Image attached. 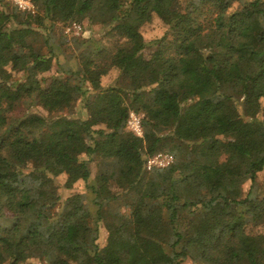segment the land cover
I'll list each match as a JSON object with an SVG mask.
<instances>
[{
  "label": "trees",
  "instance_id": "1",
  "mask_svg": "<svg viewBox=\"0 0 264 264\" xmlns=\"http://www.w3.org/2000/svg\"><path fill=\"white\" fill-rule=\"evenodd\" d=\"M3 1L0 264H264V74H251L237 47L250 16L264 23V0L245 1L228 29L229 0H33L34 13ZM76 14L113 20L123 42L97 61L99 40L71 35L74 62L57 40ZM155 16L170 39L145 43L140 31ZM12 31L16 41L5 42ZM111 71L108 88L86 85ZM91 105L98 128L85 116ZM129 111L141 115L143 164L158 152L179 157L148 175L144 192L123 177L117 153ZM201 142L208 151L191 150ZM51 161L65 188L83 181L84 190L62 199L48 188ZM229 230L239 246L225 241Z\"/></svg>",
  "mask_w": 264,
  "mask_h": 264
},
{
  "label": "rangeland",
  "instance_id": "2",
  "mask_svg": "<svg viewBox=\"0 0 264 264\" xmlns=\"http://www.w3.org/2000/svg\"><path fill=\"white\" fill-rule=\"evenodd\" d=\"M247 0H229V8H228V16L225 20L227 24V29L231 26V16L235 13L236 10L241 8V5ZM4 3V1H3ZM72 21H76L81 25L82 34L77 35L84 38L90 39L93 43L95 40H99L102 45V49L99 51V54H92V58L97 61L101 60L102 55H108L110 51L114 49L117 45L123 42V38L119 35H116L114 32L110 31V25L113 20H108L104 23H95L90 24L88 17L85 14H76ZM190 24V21H188ZM66 29V27H65ZM65 29L62 33L63 36L66 37L64 43L59 44L57 40V46L65 53L66 55H75L74 62L77 60V57L80 55L77 47L69 42L71 39V34L65 33ZM140 34L142 36V40L145 43L149 41H155L157 39L168 40L170 39V35L168 33V24L166 22L161 21L158 17H154L152 22L148 25L144 26ZM17 39V35L15 31L11 32V35L5 42H14ZM230 44V36L228 34V30L223 33L220 39L219 47L216 49V56L223 57L226 52L227 46ZM96 45V43H95ZM94 47V46H93ZM237 47L242 48L246 54V67L248 71L253 74L259 70H262L264 74V63H262V59L264 58V23L262 18L259 15L250 16L248 27L245 31V38L237 45ZM153 48V47H152ZM151 49L148 48L145 50V55H148V51ZM65 59V57L63 56ZM55 67L53 66L52 73H54ZM116 71H111L110 73L103 76L99 79V82L95 80L86 81V85L90 89H99L104 90L109 87L111 83L116 80L117 77ZM85 116L89 125L93 128H98L100 125L96 124L95 115L93 111V106H89L85 111ZM264 118V116H263ZM210 146L209 142H201L193 143L191 145V150H202L204 152L208 151ZM117 153L120 154L124 158L122 175L123 177L130 183H133L134 187L139 191H147L150 189V185L147 181L148 175L154 173V171H146L143 164V159L145 154L144 150V142L142 137H138L125 130L124 140L117 148ZM84 156V155H82ZM175 160L179 157L174 155ZM174 160V161H175ZM48 177H47V187L56 189L61 198L64 199L68 195L73 192L83 191L84 183L83 181L76 182L72 188L67 189L64 187L65 174L62 172V168L55 161H51L46 165ZM95 171V166L92 165V172ZM259 181H263V173L259 175ZM249 182H246L243 186V191L246 192L249 188ZM125 215L129 216L131 213L130 208L124 209ZM108 240V230L104 224L99 225V236L97 239L98 246L100 251H103L104 246L106 245ZM225 241L229 245L239 246L240 241L238 240L236 234L229 230L226 232ZM181 264H193L190 258H182ZM33 264V263H31Z\"/></svg>",
  "mask_w": 264,
  "mask_h": 264
},
{
  "label": "built area",
  "instance_id": "3",
  "mask_svg": "<svg viewBox=\"0 0 264 264\" xmlns=\"http://www.w3.org/2000/svg\"><path fill=\"white\" fill-rule=\"evenodd\" d=\"M5 2L17 7L21 11L25 12H35V4L33 0H4ZM65 33L71 35H80L82 33V28L79 23L72 21L66 26ZM127 130L135 136L141 137L143 135V127L141 123V115L135 113L134 111H129L127 117ZM175 160L173 154L168 152H158L148 155L144 168L146 171H154L170 166Z\"/></svg>",
  "mask_w": 264,
  "mask_h": 264
}]
</instances>
